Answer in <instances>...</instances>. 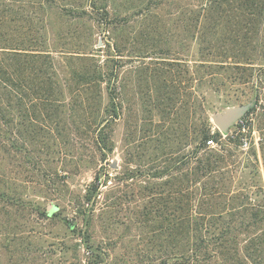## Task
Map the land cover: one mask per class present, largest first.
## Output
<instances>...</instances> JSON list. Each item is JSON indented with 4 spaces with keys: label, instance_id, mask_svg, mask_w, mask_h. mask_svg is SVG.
Returning <instances> with one entry per match:
<instances>
[{
    "label": "rangeland",
    "instance_id": "374dc122",
    "mask_svg": "<svg viewBox=\"0 0 264 264\" xmlns=\"http://www.w3.org/2000/svg\"><path fill=\"white\" fill-rule=\"evenodd\" d=\"M92 3L94 10L87 24L71 19V11L78 8L91 12ZM186 3L49 0L52 7L67 14L57 20L59 29L75 42L81 41L85 49L86 41L93 38L98 42L95 47L102 48V59L118 69L114 92L118 119L105 131L113 151L102 161L92 127L88 131L95 118L104 116L108 94L105 84L99 89L89 84L65 88L64 99L57 97L55 102L62 108L45 119V124L51 125L47 134L32 126L13 128V146L3 143L7 151L0 152V191L8 193L0 202V264L157 262L158 246L154 245L158 242H147V237L158 228L160 218L156 221L155 213H168L170 187L166 177L153 178V174L165 172L173 165V158L191 150L205 123L211 134L219 132L212 123L213 115L238 106L251 108L255 102L251 86L240 85L227 76L222 86L202 75L207 49L188 31ZM103 10L108 14L107 24L98 25ZM43 19L48 20L49 15H43ZM256 37L257 43L264 40L263 24ZM253 40L251 52L246 45L237 49L230 44L231 52L241 50L242 54L256 56L263 47L255 46ZM241 119L226 136L219 132L222 137L208 150L217 151L218 144L230 149L226 137H240L245 144L235 151L240 167L234 180L243 186L255 185L252 179L258 175L255 181L264 190L258 144L264 129L260 130L255 116H250V131L239 133L238 125L246 124ZM173 137L176 141L171 143ZM96 176L105 185L91 201V213L87 215L90 226L85 233L78 209ZM252 192L246 191L253 196ZM81 233L89 237L88 250Z\"/></svg>",
    "mask_w": 264,
    "mask_h": 264
},
{
    "label": "trees",
    "instance_id": "16d2710c",
    "mask_svg": "<svg viewBox=\"0 0 264 264\" xmlns=\"http://www.w3.org/2000/svg\"><path fill=\"white\" fill-rule=\"evenodd\" d=\"M186 2L188 31L200 38L207 49L204 50L207 60L201 64L202 75L222 86L226 76L240 85L251 86L254 106L241 119L246 124L238 125V132L250 131L253 124L250 116H255L260 130L264 129V40L256 42L261 24L264 26V0ZM90 8L91 12L85 7L71 11V19L87 24L93 3ZM102 13L98 25L107 24L104 21L108 14L104 10ZM45 14L49 15L48 20L43 19ZM66 16L63 10L52 7L49 0H0V152L7 151L3 143L13 146V128L32 126L47 134L51 125H46L45 119L62 108L55 103L57 97L64 99L65 88L87 84L98 89L103 84L107 86L104 116L95 118L88 131L92 127L102 161L113 151L105 131L118 119L119 104L114 93L118 69L102 59V48L95 47L98 42L93 38L86 41L87 50L80 40L75 42L59 29L57 20ZM252 40L255 46L263 47L256 56L242 54L241 50L231 52L230 44L237 49L246 45L251 52ZM202 126L195 137V146L182 157L173 158V165L165 172L152 176L166 177L170 191L166 198L168 213L156 212L155 220L160 218L158 228L150 236L146 234L147 242H158L154 246H158L159 255L157 262L147 264H264L263 187L255 181L256 171L252 179L255 185L243 186L234 180L240 167L235 151L245 142L238 136L226 137V144L232 148L218 144L217 151H210L206 142L209 139L218 142L222 135L211 134L207 123ZM169 141L175 142L176 138ZM258 144L264 168L263 130ZM99 177L86 189L79 204L85 233L90 226L87 215L91 213V201L100 186L105 185V181L99 182ZM250 189L254 190L253 196L246 193ZM6 195V191H0V202ZM81 235L88 250L89 237Z\"/></svg>",
    "mask_w": 264,
    "mask_h": 264
},
{
    "label": "water",
    "instance_id": "95a60500",
    "mask_svg": "<svg viewBox=\"0 0 264 264\" xmlns=\"http://www.w3.org/2000/svg\"><path fill=\"white\" fill-rule=\"evenodd\" d=\"M100 45V44H99ZM249 106L229 108L212 116V123L219 132L226 136L229 129L248 112Z\"/></svg>",
    "mask_w": 264,
    "mask_h": 264
},
{
    "label": "built area",
    "instance_id": "2783aa9c",
    "mask_svg": "<svg viewBox=\"0 0 264 264\" xmlns=\"http://www.w3.org/2000/svg\"><path fill=\"white\" fill-rule=\"evenodd\" d=\"M206 145H207L208 147H212V146L214 145L213 140H212V139H209V140L206 142Z\"/></svg>",
    "mask_w": 264,
    "mask_h": 264
}]
</instances>
